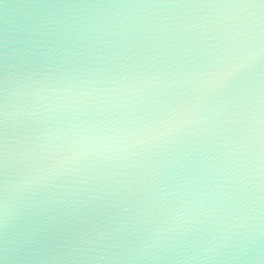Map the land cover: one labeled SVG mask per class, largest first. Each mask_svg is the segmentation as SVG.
Instances as JSON below:
<instances>
[{
    "label": "water",
    "instance_id": "obj_1",
    "mask_svg": "<svg viewBox=\"0 0 264 264\" xmlns=\"http://www.w3.org/2000/svg\"><path fill=\"white\" fill-rule=\"evenodd\" d=\"M114 2L138 0H0V42L8 33L10 154L30 140H84L82 129L89 126L106 134L131 128L191 86L169 82L133 94L124 82H105L88 89H104L100 94L80 95L85 89L77 71L102 70L93 79L113 74L110 53L124 55L122 46L138 51L146 27L166 17L171 26L178 15H201L46 6ZM4 51L0 43V65ZM176 51L170 72L197 62L187 49ZM252 82L256 88L264 83V62L255 65ZM212 119L220 122L210 107L203 127L185 136L139 154L83 161L36 189L21 187L33 166L11 158L7 192L0 170V256L6 246L10 264H264V169L259 156L237 154L228 133L208 135L204 128L216 126ZM46 162L37 156V165ZM99 232L116 237L108 242L117 245L111 261L70 254L77 238L90 240Z\"/></svg>",
    "mask_w": 264,
    "mask_h": 264
},
{
    "label": "snow or ice",
    "instance_id": "obj_2",
    "mask_svg": "<svg viewBox=\"0 0 264 264\" xmlns=\"http://www.w3.org/2000/svg\"><path fill=\"white\" fill-rule=\"evenodd\" d=\"M46 6L199 10L201 15L198 16H176L171 26L164 22L168 19L166 17L157 20L151 30L146 27L144 32L147 34H141L136 44L138 51L133 47L122 46L124 55L110 53L116 61L113 74L93 79L102 70L93 71L89 68L87 73L77 71V75L83 77L81 87L85 91L80 95L84 97L98 95L104 90L93 88L89 91L90 85L94 83L124 82L133 90V94L144 93L156 85H168L169 82L187 81L191 86L186 92L169 98L138 117V122L131 128L106 134L104 129L89 126L82 129L87 132L84 140L73 142L59 137L47 141L30 140L27 145L10 154L6 119L8 33L5 32L0 42L5 49L4 63L0 65L4 73L0 77V116L4 117L0 119V170L4 177L5 192L8 190L9 161L13 157L33 166L31 174L24 177L21 187L40 188L46 182L75 170L83 161L111 159L128 153L139 154L144 149L155 148L161 143H170L185 136L198 126L203 127L201 120L210 107L215 109L220 122L212 119L211 123L216 126L204 128V131L208 135L228 133V139L237 154L246 152L249 156H259L264 169V83L256 88L252 82L255 65L264 62V0H138ZM153 31L157 35H153ZM177 48L187 49L197 61H186V67L180 68L178 73L169 71V68H173V54L179 55ZM53 71L48 69L47 74ZM37 156L47 162L37 165ZM115 239L114 234L104 232L97 233L90 240L77 238L70 254L84 260L95 257L97 261H111L112 257L118 255L117 245L108 242ZM97 245L99 247H95ZM98 252L106 254L97 255ZM0 258L4 264H10L6 246Z\"/></svg>",
    "mask_w": 264,
    "mask_h": 264
}]
</instances>
